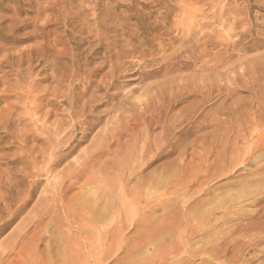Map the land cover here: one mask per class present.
Segmentation results:
<instances>
[{"label":"rangeland","instance_id":"rangeland-1","mask_svg":"<svg viewBox=\"0 0 264 264\" xmlns=\"http://www.w3.org/2000/svg\"><path fill=\"white\" fill-rule=\"evenodd\" d=\"M48 2L35 20L43 38L33 27L0 32V264H264V153L249 150L264 136V0H0V10L34 18ZM147 131L151 160L124 188L173 171L178 189L145 224L110 215L129 201L114 200L119 187L94 195L106 215L94 228L73 216ZM236 155L221 172L222 158ZM158 222V232L140 233ZM217 244L230 250L212 261Z\"/></svg>","mask_w":264,"mask_h":264},{"label":"bare ground","instance_id":"bare-ground-1","mask_svg":"<svg viewBox=\"0 0 264 264\" xmlns=\"http://www.w3.org/2000/svg\"><path fill=\"white\" fill-rule=\"evenodd\" d=\"M18 1L19 0H17V2ZM21 1L23 2V4H26V5L32 4L31 3L32 0H21ZM54 5L55 4L52 3V2L46 3V5L44 7H42L41 5L37 4V9H36L35 12H28V13H35L36 17H34V18L26 17L24 19H20V16L24 12V10H22L19 6L13 7L12 9L11 8L8 9V10H11L10 12H12L11 16H9V17H6V15H3V13L9 12L8 10L3 8V9L0 10V32L2 30H4V31L6 30V31H8L9 35L10 34L14 35V34H16V32L20 31L21 29L23 30L26 27H33L34 31L31 32V34H30L31 37H33V38H37V37L43 38L44 30L46 28V25L45 26H37V24L35 23V20H36V18H39L38 16H40V14H42L44 11L52 10ZM5 22H8L9 24L5 28L1 27V25L4 24ZM6 36H3V37L0 36V53H2L3 50H6L5 44H4V42H2V39H8V37H6ZM39 47H40V45H39ZM31 49H34V48H31ZM2 61L6 62V56H3L2 60L0 59V68L2 66L1 65ZM75 62L76 61H73V63H75ZM77 72H78V70H77ZM77 72H76V70L72 71L71 75L68 76V79H71V82L77 81L76 80V78L78 77ZM89 73L90 74H88V77L91 78L93 72H89ZM56 74H57L56 70H53L52 74H51L52 79H55ZM64 77H66V76H64ZM107 78H108V76H107ZM87 80H88L87 82H90V79L87 78ZM57 84L59 86H56L53 89L52 93H54V90H56L57 92L60 91V89H61L60 86L62 85L61 79H59V82H57ZM72 89H73V86L72 87L71 86L68 87L66 93L68 92L69 94H71V90ZM53 95L55 97L57 94L54 93ZM64 97L66 99V104H70L71 96L68 98V95H66V96L64 95ZM70 115L72 116V113H70ZM149 133L150 132L147 131V134L145 135V139L141 140V142L140 141L139 142L136 141L134 146H133V149L129 150L128 152H125L124 154H120V155L116 156V158L114 159V162H113L114 164L112 165L109 173L106 171L108 173L107 175H112L113 172L118 171V174L116 175V177L114 179L109 178V179H112L111 181L102 182L103 186L106 184L108 186V188H104L101 185V188H99V189L97 188V190H99V192H96L95 194H94V191L92 192V190L90 189L89 190L90 193L86 194L84 198L76 200V205L71 210V212L73 213V216L75 215L76 217H79V219L83 220V221L86 220V222H88L90 224V228H94V217L103 218V217L106 216V215L104 216V214L100 213L101 211L99 212L97 207L94 208L95 207L94 206V195L97 196L99 193H101L103 195V197L105 198V197L111 196L112 193H110V192L112 191V189L114 190V188H118L119 187L121 189V192H119L118 194L114 195V200L118 199L119 201H121V200H125V199L128 198L129 201L127 202V205H126L127 207H124V205L121 204V206L119 205L118 209L117 210L115 209V211L113 213H112V210H111V212H109L110 215L116 214L117 218L119 220H121L122 217L126 218L128 215L132 216L134 214V216L136 217V221H137V222H135L136 225L145 224L144 221L148 219V216L149 215H153L154 211H157L161 207V205H162L161 196L164 195V194L171 195L173 193V191L172 192H167L168 188H172V189H175V190L178 189V188H175L177 186L176 180H175L176 178L175 177H171V173H173V171H170V173H168V176H166V177L164 176V177H161V178L147 180L146 182L142 181L141 184H138V185L135 186L134 193H130L129 194L128 191L124 188V187H126L128 185L129 182H132L133 180L139 181V180H137L138 179L137 177L140 176V174L143 172L144 167L151 160V159L148 158V156L145 155V152L148 149L147 148L148 145L146 147V144H147V141L149 142V140H150V134ZM163 133H165V130L162 131V134ZM120 134H121L120 130H118L115 133H112L110 135L111 139L114 140L115 137H117V139H118ZM162 134H161V136H162ZM173 135L174 134L171 132V130H167V136H169L168 137L169 140L173 141ZM108 143H109V141L105 140L104 144H106V145H104L102 147L103 148H107L108 147ZM257 143L258 142L252 143V146L249 149L250 153H252L253 151H261V150L264 153V136L261 137L260 143H258V144ZM254 144H256V145L254 146ZM151 145H153L152 146L153 149L156 151V153H158L156 157L160 156L159 155L160 154L159 151H162V150H161V145H160L159 141L158 142L154 141L153 144H149V146H151ZM170 147H171V153L176 150L175 143H173V144L171 143ZM240 153H242V151ZM250 153H249V156H248V160H246L245 158L242 159V163L243 164H245V163L246 164H250L252 162V158H251L252 156L250 155ZM240 156H241V154H240ZM240 156L236 155V156H230V158H222V160L220 162L222 164L221 165L222 167L220 169L221 172L225 170V165L232 166L233 163L238 162L240 160ZM113 157H114V155H113ZM169 167H171V166H169ZM233 168H236V165ZM261 170H264V168L263 167L260 168L259 171H261ZM127 173H128V175H127ZM218 173L219 172H216V174H218ZM180 174H182L183 176H186V172L184 170H182V169L180 171ZM165 175H167V174H165ZM12 180H13V177H12L11 174H9L8 178L6 179V183H7L8 188L11 185ZM163 187H165L166 190H165V192L163 194H161L160 193V189L163 188ZM121 193H122V195H121ZM8 194L9 195H7L6 197L4 196L5 198H2V201H5L6 199L9 200V201H6L7 203H5V206H6V211L10 212L9 209L11 208V204L13 202V197H12V192L11 191H9ZM149 204H150L151 207L148 210H146L144 205H149ZM10 213H11V215L13 214V212H10ZM83 224H84V222H83ZM146 228H147V226H146ZM123 229L124 228L121 227V225H120V227L118 226V229H114V233L120 234L123 231ZM141 231H140V233H143V234L144 233L146 234V233H149V232H154L155 233V231L158 232L159 231V222L156 223L154 226H152L149 231L147 229L141 230ZM152 239H153V237L147 236V238H145V240H147V241H145V243L151 242ZM140 241L143 242V240H140ZM132 248H135V245ZM212 249H213L212 252H214L215 259H214V257H212V258L210 257V258H211L212 261H214V260H218V257L220 258V256H219L220 253L226 252V251L228 252L230 250V247H228V246H220V245L217 244L215 247H212ZM203 254H205V253H203ZM231 261L232 262H236V259H232ZM30 263L37 264L36 262H30ZM46 263H48V262H46ZM223 264H224V262H223Z\"/></svg>","mask_w":264,"mask_h":264}]
</instances>
